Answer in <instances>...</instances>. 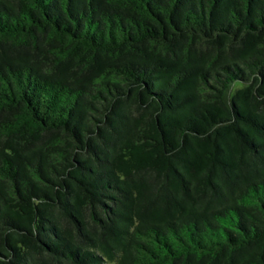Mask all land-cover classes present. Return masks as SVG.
<instances>
[{"label": "trees", "instance_id": "1", "mask_svg": "<svg viewBox=\"0 0 264 264\" xmlns=\"http://www.w3.org/2000/svg\"><path fill=\"white\" fill-rule=\"evenodd\" d=\"M0 264H264V0H0Z\"/></svg>", "mask_w": 264, "mask_h": 264}]
</instances>
